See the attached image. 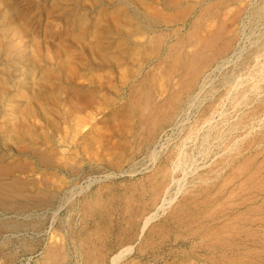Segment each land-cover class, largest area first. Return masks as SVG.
I'll use <instances>...</instances> for the list:
<instances>
[{
  "label": "rangeland",
  "instance_id": "rangeland-1",
  "mask_svg": "<svg viewBox=\"0 0 264 264\" xmlns=\"http://www.w3.org/2000/svg\"><path fill=\"white\" fill-rule=\"evenodd\" d=\"M0 154V264H264V0H0Z\"/></svg>",
  "mask_w": 264,
  "mask_h": 264
},
{
  "label": "bare ground",
  "instance_id": "bare-ground-1",
  "mask_svg": "<svg viewBox=\"0 0 264 264\" xmlns=\"http://www.w3.org/2000/svg\"><path fill=\"white\" fill-rule=\"evenodd\" d=\"M222 22L218 21L212 31L198 38L197 47L189 54L188 62L185 64V77L187 80L190 81L195 76L197 77L201 74L209 60L213 58L214 54L217 53L222 55L235 38L234 30L230 29L231 26L233 27L232 24L234 21H232V23L229 21V23H231L230 25H225L224 23L226 22ZM219 42L222 43V51L217 48V43ZM26 148L28 152H31V154L38 156L40 163H48L50 161L49 157L40 148L31 147V145L26 146L24 149ZM7 158L9 157L0 154V214L2 215L14 212L18 215L21 213V218L25 220L26 224H29V214L26 212L32 206L40 205L41 200L36 196L23 193L22 188H24L25 180L15 172L23 173L26 171V168L11 163ZM151 218L152 217L145 219L144 224H147ZM129 250H131L130 246L129 249H122L119 256H124V254ZM111 260L112 264H116L118 258L117 256H114Z\"/></svg>",
  "mask_w": 264,
  "mask_h": 264
}]
</instances>
